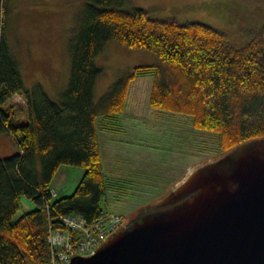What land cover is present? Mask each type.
I'll list each match as a JSON object with an SVG mask.
<instances>
[{"label": "trees", "instance_id": "1", "mask_svg": "<svg viewBox=\"0 0 264 264\" xmlns=\"http://www.w3.org/2000/svg\"><path fill=\"white\" fill-rule=\"evenodd\" d=\"M2 1L0 135H10L17 149L0 158V264H51L49 232L67 231L61 217L80 215L90 224L111 211L108 196L119 185L104 172L98 131L124 112L139 76L153 78L150 106L189 116L193 129L216 134L218 155L264 136V25L237 45L206 23L159 19L142 8L91 0L70 43L68 87L54 100L41 85L26 86L7 40L8 0ZM109 41L150 52L157 62L134 67L98 106L94 86L102 68L96 58ZM17 95L26 104L22 122L10 103ZM62 165L85 172L72 194L53 197L52 181ZM23 196L36 207L14 219Z\"/></svg>", "mask_w": 264, "mask_h": 264}, {"label": "rangeland", "instance_id": "2", "mask_svg": "<svg viewBox=\"0 0 264 264\" xmlns=\"http://www.w3.org/2000/svg\"><path fill=\"white\" fill-rule=\"evenodd\" d=\"M90 2L8 0L7 40L20 62L28 88L39 84L52 99H60L70 81V43ZM112 3L127 10L142 8L154 18L206 23L225 31L237 45L244 44L250 34L264 25V0H112ZM156 62L150 52L127 49L109 41L96 58L102 73L94 86L95 103L100 106L109 88L134 67ZM152 79L146 74L133 81L124 112L112 121L108 130L98 131L104 172L119 185L118 191L109 194L107 207L109 213L122 214L125 221L166 195L189 167L219 154L216 134L193 129L189 116L150 106ZM10 103L17 107V121H24L27 113L24 99L17 95ZM16 149L13 138L0 135V158L13 155ZM84 172L81 166L62 165L52 186L64 190L59 196L70 195ZM20 202L14 219L36 207L25 196Z\"/></svg>", "mask_w": 264, "mask_h": 264}, {"label": "water", "instance_id": "3", "mask_svg": "<svg viewBox=\"0 0 264 264\" xmlns=\"http://www.w3.org/2000/svg\"><path fill=\"white\" fill-rule=\"evenodd\" d=\"M68 264H264V136L189 167Z\"/></svg>", "mask_w": 264, "mask_h": 264}, {"label": "built area", "instance_id": "4", "mask_svg": "<svg viewBox=\"0 0 264 264\" xmlns=\"http://www.w3.org/2000/svg\"><path fill=\"white\" fill-rule=\"evenodd\" d=\"M53 197L57 192L51 190ZM49 208V205L46 204ZM66 230H50L48 242L51 248V264H68L73 255L89 256L95 253L99 244L123 222L120 213H106L87 224L80 215L61 217Z\"/></svg>", "mask_w": 264, "mask_h": 264}, {"label": "crops", "instance_id": "5", "mask_svg": "<svg viewBox=\"0 0 264 264\" xmlns=\"http://www.w3.org/2000/svg\"><path fill=\"white\" fill-rule=\"evenodd\" d=\"M13 99H14V98H13ZM13 99H12V101H13ZM5 135H8V134H5ZM8 136H10V135H8ZM10 137H11V136H10ZM11 138H12V137H11ZM52 188L55 189V190L58 192V196H59L60 191L63 190V189H61V188H59V187L57 188V187H55V186H52ZM63 191H64V190H63ZM60 195H61V194H60Z\"/></svg>", "mask_w": 264, "mask_h": 264}]
</instances>
